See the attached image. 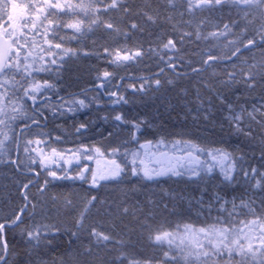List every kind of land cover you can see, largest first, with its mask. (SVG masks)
Instances as JSON below:
<instances>
[{"label":"snow or ice","instance_id":"obj_1","mask_svg":"<svg viewBox=\"0 0 264 264\" xmlns=\"http://www.w3.org/2000/svg\"><path fill=\"white\" fill-rule=\"evenodd\" d=\"M24 3L25 12L14 16L10 11L12 0H0V156L11 152L13 146L18 153L23 144L30 164L38 162L44 169L54 157L61 161L78 158L90 165L107 159L120 162L114 175L122 171L123 163L139 162L141 167L136 172L144 179L183 178L200 188L191 197L180 194L190 209L195 201L197 217L196 221L189 218L183 233L178 234L184 264H264V199L257 208L255 200L236 194L239 185L264 192V163L250 164L239 144L193 138L182 131L168 136L157 132L146 116H130L127 106L139 103L140 96L158 91L164 86L161 79L121 75L120 80L126 82L116 84L118 73L89 64L87 76L95 73L89 87L85 74L77 69L84 68L85 59L92 56L98 60L106 57V62L117 68L137 63L144 56L143 49L89 48L88 35L101 22L86 23L79 18L86 11L79 0ZM112 6H116L115 0ZM103 26L113 28L110 23ZM241 42L245 49L256 44L254 38L246 42L242 38ZM234 75L228 74L226 86ZM243 79L249 88L255 86L254 73H245ZM167 83L174 86V81ZM217 99L227 109L223 118L232 134L254 142L264 161V104L249 109L223 95ZM200 103L202 106L203 101ZM82 114L85 118L79 119ZM94 127L105 135L90 139ZM46 175L53 180L59 178L51 170ZM47 187L46 179L40 191ZM170 195L173 199L177 196ZM25 234L32 239L31 231ZM0 247L5 249L7 260L6 234L0 239Z\"/></svg>","mask_w":264,"mask_h":264},{"label":"trees","instance_id":"obj_2","mask_svg":"<svg viewBox=\"0 0 264 264\" xmlns=\"http://www.w3.org/2000/svg\"><path fill=\"white\" fill-rule=\"evenodd\" d=\"M94 1L98 13L94 12L93 20L101 23L96 25L95 32L89 33L87 46L102 51L104 46L126 45L142 48L144 56L135 64L119 68L106 62V57L86 58L85 67L77 71L85 74L88 85L95 78L94 72L87 76L89 64L115 71L117 78L121 75L159 78L164 86L140 96L139 103L127 106L130 116H146L157 132L168 136L182 131L193 138L222 141L229 146L239 144L250 164L264 163L254 142L232 134L223 118L227 109L217 99L223 95L233 104L249 109L264 104L262 0H256L258 7L251 10L245 6L252 0H203L205 4H200L201 7H197L198 0L186 3L188 7L184 0H115V7L112 1L111 4L106 0ZM104 23L114 25L117 34L107 35ZM242 38L244 42L254 38L256 44L239 52L244 47ZM169 40L174 45L168 44ZM209 56L213 59L205 68ZM169 65H175L172 71ZM248 72L255 74L252 88L243 79ZM229 73L235 75L226 86ZM169 80L174 81V86L167 83ZM104 134L98 132L95 137L100 139ZM17 156L0 157V188L4 189L0 192V226L4 227L0 239L6 234L8 241L7 260L5 249L0 247V261L4 264H184L181 249L163 247L154 237L181 232L189 218L197 220L195 201L190 209L180 194L197 195L198 186L171 176L147 180L137 174V164L125 162L116 181L118 188L112 189L104 200L93 199L82 223L79 220L86 203L80 197L84 194L63 185L40 195L44 197L36 208L29 196L28 201L33 203L29 205L31 215L26 211L14 225L23 206L20 188L24 186L14 171V166L20 169ZM171 193L177 194L175 199ZM236 194L255 200L257 208L264 199V192H252L243 185L237 186ZM28 231L32 239L25 234Z\"/></svg>","mask_w":264,"mask_h":264},{"label":"rangeland","instance_id":"obj_3","mask_svg":"<svg viewBox=\"0 0 264 264\" xmlns=\"http://www.w3.org/2000/svg\"><path fill=\"white\" fill-rule=\"evenodd\" d=\"M111 1L112 0H106V3H108V4L110 3L111 4ZM171 1L174 2L176 0H171ZM193 1L194 0H184V4L186 5V7H188L187 6L188 4H186V3L193 4ZM79 2L82 4L83 8L86 10L85 12L80 13L79 18L84 19L86 23H92L93 21H95V20H93L94 19L93 18L94 12L96 14L98 13V9H97L96 3L93 4L95 1L94 0H79ZM247 3H248L247 5H251V7H246L245 6L246 9L251 10L254 7H258V4L256 3V0L247 1ZM200 4L201 5H204L205 2L203 0H198L197 1V7H201V6H199ZM101 5L102 6H105L104 4H101ZM25 7L26 6H25V3H24V0H12V6H11L10 11L12 12V14L14 16L17 15L18 13L19 14H23L25 12ZM192 7H195V6H192ZM95 27H94V30H95ZM94 30L91 33L95 32ZM105 31H107V35H109V36L111 34H117V32H118L117 31V28H115L114 25H113V28H111V29L106 28ZM210 37L212 38V37H215V36H210ZM139 43L140 42H138V44ZM230 46H231L230 48L232 49L233 48V45H230ZM135 63L136 62H133L132 64H135ZM123 66H125V65H123ZM94 132L96 134H98L97 130L91 132L90 139H93L95 137V133ZM9 155H10V157L8 159H11V157L14 158L17 155L19 156L20 162L18 163L19 164L18 166L20 167V170L30 171L29 168L31 167V165L32 166H39L40 168H38V167L37 168H32L31 167V168L36 173H38V174H40L39 173L40 172L39 170L41 169V172L43 171L42 173H43V176H44L43 177V183H44V180L47 179L48 180V184H49L48 187H47V189H46V191H44V192H41L40 191V188L42 187V185H37L38 186L37 188H35L32 191H29V192L26 193L28 198L25 199L26 202L23 203V206L21 205L22 206L21 207L22 209L18 213V215H17V217L15 219L14 224H17L20 221L21 215L23 213H25L26 211L28 213V216L31 213L30 209L32 208L31 206H33V203L29 202L30 200L28 201L29 196H30V198L32 196V198L34 199V203H35L34 204L35 205L34 207L36 208V206H38L42 202L41 199L44 196H42L41 198L39 196L40 195H43V193H47V192H49L51 190H53L52 192H54V190L56 188L62 187L63 185H65V186L69 185V186L72 187V189L78 190V192H80V188L79 187L80 186L83 187L81 193H83L84 196H81L80 197V200L81 201H84L86 204L84 206L85 209L83 211V214L80 215L81 216L80 217L81 219L79 220V222L81 221V223H82V219H83L84 215L88 212V210L93 205L92 204V200L93 199L100 197L101 199L103 198L102 200H104V196H106L107 194H109L112 191V189H117L118 188V186L116 185L118 183H116V181H118V179H119L118 176L120 175L121 171H119V173L117 174V176H115L113 178L111 177V179H109V180H106L104 182L98 183V181H92V178H93L92 176H84L85 174H83L81 172L82 171V168L85 167V166L86 167H90V166H89V163H81L78 158L72 159L71 161H68V160L61 161L60 159L54 157L53 158V162L49 165V168L48 169H44V168H42L39 165L38 162L36 164H30L27 156L25 155L23 144L20 145V148H19V152L18 153H17V150H16L15 146H13L11 152H8L4 156H0V157H1V159H3L5 156L7 157ZM79 163H80V165H78ZM95 164H91V165H95ZM114 164L117 167V165L120 164V163H119V161H117ZM129 164H131V163H129ZM136 164H137L138 168L141 167L140 164H139V162H137ZM131 165L134 166L135 164H131ZM74 166H76V168ZM122 166H123V164L121 165V167ZM49 170L55 171L57 173V176L59 178L53 180L51 177H48L46 175V172L49 171ZM114 170H116V169L114 168ZM64 174H69V175H64ZM33 180H34V178H33ZM95 186H98L97 189L94 188ZM113 186H115V188ZM20 189H19L21 191L20 192V195H23L25 197L26 189L24 188V186L22 188H20ZM88 192H90V193L88 194ZM29 194H31V195H29ZM103 203H100V206H102ZM30 204H31V206H29ZM110 210L111 209H107L106 211H110ZM81 223H79V224H81ZM183 231L178 232V233L161 234V235H159L160 236V239L159 240L156 239V236L154 237V239H155V241L157 243H159V245H161L163 247L165 246V247H167L170 250L171 249H174L175 250V249H178V248L181 249V247H183V246L178 247V245H180V239L178 237V234H182ZM98 235L101 238H105V236H102L100 234H98ZM32 237H33V235H32Z\"/></svg>","mask_w":264,"mask_h":264},{"label":"flooded vegetation","instance_id":"obj_4","mask_svg":"<svg viewBox=\"0 0 264 264\" xmlns=\"http://www.w3.org/2000/svg\"><path fill=\"white\" fill-rule=\"evenodd\" d=\"M114 83L116 84H121V83H124V81H121L120 78H117L115 79ZM89 87L92 86V84L88 85ZM127 110H128V107H127ZM79 119H83L85 118L84 115L82 114L80 117H78ZM69 124H71V121H69ZM94 129H96L95 127L91 130V132L94 131ZM105 135V134H104ZM93 139H97L96 137H94ZM15 165V164H14ZM80 165V163L78 164ZM77 166V165H76ZM76 166H74L76 168ZM90 167H83L82 168V173L85 174L84 176H92V181H98V183L100 182H104L106 180H109L111 179V177H115L117 175H114V173L117 172V167L116 165L114 164V162H112L111 160H98L96 161V164L95 165H90ZM32 168H40L39 166H32ZM29 168L30 171H23V170H20V169H17L15 166H14V171L22 178V183L25 185V184H28V188L26 189V193L29 192V191H32L33 189L37 188L38 186L37 185H42V180H43V171L41 172V169L39 170L40 174L37 175V173L32 169V168ZM79 167V166H78ZM114 168L116 170H114ZM64 175H69V174H64ZM34 178V180H33ZM27 180V181H26ZM98 186H95L94 188L97 189ZM80 188V191H82V188L83 187H79ZM87 189V188H86ZM4 190L2 188H0V192ZM21 198L23 200V203L26 202L25 201V197L23 195H21ZM15 225V224H14ZM4 228V227H3Z\"/></svg>","mask_w":264,"mask_h":264},{"label":"water","instance_id":"obj_5","mask_svg":"<svg viewBox=\"0 0 264 264\" xmlns=\"http://www.w3.org/2000/svg\"><path fill=\"white\" fill-rule=\"evenodd\" d=\"M252 47H253V46H250V47H248V48H246V49L243 47V48L240 49L239 52L248 51V50H250ZM211 62H212V59H211V60H208L207 63H206V67H207V65H208L209 63H211ZM169 70H173V68H172V67H169Z\"/></svg>","mask_w":264,"mask_h":264}]
</instances>
